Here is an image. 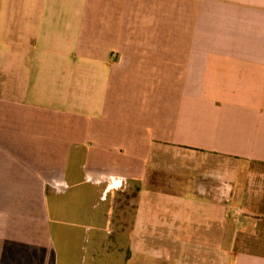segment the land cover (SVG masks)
<instances>
[{"label": "crops", "instance_id": "obj_1", "mask_svg": "<svg viewBox=\"0 0 264 264\" xmlns=\"http://www.w3.org/2000/svg\"><path fill=\"white\" fill-rule=\"evenodd\" d=\"M86 1L0 0V264H264V0H124L188 36L172 107L157 90L125 120L70 107ZM131 53L141 87L182 52Z\"/></svg>", "mask_w": 264, "mask_h": 264}, {"label": "rangeland", "instance_id": "obj_2", "mask_svg": "<svg viewBox=\"0 0 264 264\" xmlns=\"http://www.w3.org/2000/svg\"><path fill=\"white\" fill-rule=\"evenodd\" d=\"M116 3L114 0H101L102 5L98 7L94 6L92 0L86 1L84 30L80 31L82 38H76V23L70 21L69 47L76 49V41L81 42L84 47V53L69 55L70 107L71 105L76 107V101L79 100L85 102L86 111L94 113L100 100L107 101L109 96L111 100L116 98L120 119L125 120L122 117L124 113L135 111L137 112L135 115H138L140 107L145 108L148 104V97L155 95L159 90L164 95H171L170 100L166 102V107L171 108L181 88L185 61L184 47L188 44V36L182 34V29L174 17H149L152 21L147 23L148 17H140L135 12L132 17H126L124 0H116ZM137 9L140 11V6L134 5V11ZM147 29L148 38L141 34ZM146 45L180 47L182 53L168 55L171 62L169 69L161 71L155 64L147 65V78H145L147 84L141 87L131 85L133 80L128 78L129 83L125 86L127 79L125 77L134 76L131 72L137 71L130 70V65L128 67L126 65L141 56L131 52L139 51L140 47ZM154 55L149 53L143 56ZM113 63L116 66L113 67ZM115 72L118 77L117 92L114 93V89L108 95L107 92L103 100L102 88L107 85L109 74L113 75ZM161 76L165 77L163 81ZM157 80L159 83L162 82V86H157ZM116 176L110 174L108 178L113 180L112 183H115L116 179H125L124 175H118V178Z\"/></svg>", "mask_w": 264, "mask_h": 264}]
</instances>
